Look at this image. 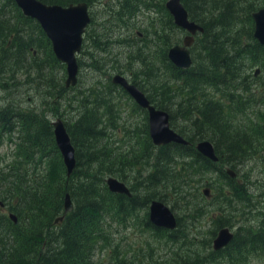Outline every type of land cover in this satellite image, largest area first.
Here are the masks:
<instances>
[{"label": "trees", "instance_id": "obj_1", "mask_svg": "<svg viewBox=\"0 0 264 264\" xmlns=\"http://www.w3.org/2000/svg\"><path fill=\"white\" fill-rule=\"evenodd\" d=\"M40 1L65 6L79 1L89 5L93 0ZM143 2L132 0L130 3H125L122 6L123 12L130 15V8H134L136 3L143 5ZM182 3L189 18L204 29L196 39L198 55H194L193 66L179 69L170 62L167 63L168 75L177 88H168V82L152 81V78L142 71L134 73L131 82L143 93L146 92V97L156 108L168 113L170 127H173L171 123L174 124L176 121V112L172 110L175 103H172L170 98L180 95L181 101L191 104L194 110L192 118L188 119L194 128L191 135L185 134L179 128H172L189 144L150 145L148 133L147 135L145 133L147 132L145 122L144 146L136 149L131 144L122 153L120 169L114 170L111 167L109 169L107 155L113 157L121 153L116 147L105 148V151L98 147L99 139L108 136L99 129L101 120L95 110L103 108L108 122L112 119L116 120L112 109L116 103L113 101L116 85L106 81L101 88L95 86L85 91L86 99L91 97V100L87 102L84 99L82 110L71 125L64 124L75 148L76 159L73 172L69 177H65L63 167L50 173L47 160L57 153L50 123L33 111H22L10 104L0 107V142L2 135L6 139L15 135L12 139L16 141L13 143L11 158L0 165V202H5L8 211L14 213L17 218L16 223H12L6 215L0 214V264H91L93 244L99 242L100 248L107 244L105 229L102 228L99 217L108 219L115 217L119 223V218L123 215L125 219H133L131 221L133 222L141 211H143L142 227L152 231L158 239L168 245V250L172 254L171 244L180 239L185 240L186 234L180 227L181 217L176 216L177 225L173 230L152 226L145 211L150 200H161L167 187L175 193L177 189L172 180L189 185L201 170L218 171L223 178H227L228 191L233 187H240L237 180L227 176L222 165L239 162L246 152L248 143L243 133H227L230 128L223 114L222 99L230 103L225 106L229 117L233 113L231 104L239 103L242 106L241 112L250 106L251 95L241 89L253 72L247 74L243 69L247 61L248 65L259 64L264 71V46L252 37L251 18V13L262 5L264 0H182ZM169 20L175 28L170 15ZM32 34L35 38H32ZM162 38L163 44L167 45L168 35L162 34ZM43 39L48 45L49 41L35 20L24 16L12 0H0V89L2 91L7 92L18 86L19 83L14 80L17 72L25 74L27 79L28 72L32 69L36 73L37 86L45 79L56 86V79L42 73L45 69L44 65L37 63L34 56L30 55L35 40L42 43L40 41ZM168 47L167 45L164 49L165 55ZM136 52H140V49L137 48ZM48 55L51 57V63L60 65L64 72L63 64L54 57L51 48L48 50ZM256 78L258 77L253 79V83L257 84ZM10 81L13 82L9 83ZM145 84L149 87H144ZM58 86L60 98L65 88L61 83ZM257 86L259 89V84ZM202 87L213 90L215 94H219L217 95L219 98L203 96L196 102L194 95ZM97 89L102 91H95ZM120 90L126 94L121 88ZM49 91V89L43 90V96L50 99ZM255 91L251 88L253 98ZM263 92L264 88L258 92V95L264 106V97L261 96ZM55 101L50 99L46 104L56 108ZM243 101L247 103L242 104ZM115 109L118 111L117 107ZM143 111L146 113L145 110ZM191 114L190 110L182 112L186 118ZM15 123L20 124L17 130ZM203 127L211 131L217 162L202 157L194 148L195 143L205 136ZM126 137L127 140L132 139L128 134ZM79 144L83 146L86 158L81 156ZM48 147L51 148L52 154ZM127 155L131 156L133 162H130ZM175 158L181 161L174 164ZM122 164L127 168H133L128 170L136 172L137 175H140L142 170L146 171L145 185L128 186L130 197L110 193L104 185L105 173L117 172V175H121L127 171ZM138 168L140 169L136 170ZM82 169H84L83 174L79 172ZM66 192L71 197L73 209L63 216L59 226H55L52 220L60 212L62 213V198ZM179 197L184 198L185 195ZM196 200L197 197L191 198L183 205L182 215L189 219L188 225H192L196 215L200 214L199 209L193 204ZM229 202L230 200L226 199V203ZM215 226L216 228L222 226V219H217ZM214 234L215 231L211 230L207 237L202 236L201 241L208 245ZM224 251L227 254H222ZM248 252L264 254V223L254 228L250 226L238 228L226 247L219 251H211L214 256L228 260L235 259L234 264H241ZM154 261L157 264H173L165 260H163L165 262Z\"/></svg>", "mask_w": 264, "mask_h": 264}, {"label": "rangeland", "instance_id": "obj_2", "mask_svg": "<svg viewBox=\"0 0 264 264\" xmlns=\"http://www.w3.org/2000/svg\"><path fill=\"white\" fill-rule=\"evenodd\" d=\"M140 1H144V4L136 3L134 8H130V15L123 12L122 6L125 3L132 2V0H93L88 5L91 20L82 34L81 48L75 55L78 66L77 81L74 86L64 87L65 90H63L60 98L58 85L61 83L64 86L65 71H62L60 65L51 63V57L48 55V50L51 48L50 45H47L44 39L40 41L42 43H38L35 40L33 52L30 55L34 56V60L37 63L44 65L45 69L42 70V73L44 72L49 77L56 79V86L49 83L48 79H45L44 82L37 86L36 73L33 69L29 70L27 79L26 75L19 71L15 74L14 79L19 83L18 86L7 92L0 89V107L10 104L17 106L22 111L39 113L48 123L60 118L65 125H71L79 116L82 110L81 107L85 103L84 99L87 96L84 94L85 91L95 86L101 88V85L106 81H110L114 74H120L131 82L134 73L142 71L145 75L152 78V81L168 82V88H177V86H174V81L166 73L169 61L164 54V49L167 45L179 43L184 32L172 26L169 20V13L166 9L163 10L166 0ZM162 34H167L169 37L167 45L163 44ZM32 38H35L34 34H32ZM137 48L140 49V52H136ZM196 49L197 44L195 43L192 48V59L194 55H198ZM129 57L132 59L130 60ZM29 60V55H27V61ZM255 68L260 69L258 78H256L259 89L257 84L253 83L255 77L252 74V70ZM243 71L247 74H252L242 85L243 88L241 89L246 90L251 95L249 108L241 112L242 106L239 103L231 104L233 113L229 117L225 106L230 103L220 98L223 102V114L227 126L230 128L227 133H243L248 143L246 152L239 162H233L231 165H222L223 170L230 168L235 172L236 176L234 179L237 180L240 187H233L229 191L226 190L227 178H223L218 171L211 169L201 170L189 185L174 181L171 178L177 190L174 193L170 187H167L164 190V194L162 190L158 189L164 195L160 201L175 216L181 217L180 227L183 233L186 234L184 241L180 239L176 243L171 244L172 254L168 250V245L158 239L152 231L142 227L141 216L143 211H141L133 222H131L133 219H125L123 215L120 216L119 223L115 217L111 219L99 217L102 228L105 229L107 244L102 248L99 247V242L93 244L90 255L91 264H157L154 260L173 262V264H234L235 259L228 260L227 258L214 256L211 253V239L213 237L208 245L201 241V238L202 236L207 237L211 230L216 232L215 221L217 219H222V226L227 227L233 234L238 228L245 226L254 228L264 223V106L258 95V92L264 88V71L259 64L248 65L247 61ZM12 82L10 81L9 83ZM144 87L149 86L145 84ZM251 88L256 90L254 98ZM45 89L50 90L48 92V94H51L50 99L56 100V108L46 104L50 102V99L43 96V90ZM95 91L101 92L102 89ZM114 92L113 101L116 103H114L112 108L116 120L112 119L108 122L103 108L95 111L101 120L98 125L99 129L108 136V138L99 139L98 147L104 151L105 148H118L121 154L113 157L106 154L109 169L111 167V169L118 170L122 162V153L131 144L136 149L144 146L145 135L143 126L147 121V116L143 110L138 109L139 107L119 87L115 86ZM217 95L219 94H215L213 90L202 87L194 95V100L198 102L203 96L218 99ZM179 96L170 98V101L175 103L172 110L176 112V121L174 124L171 123L173 126L171 128H179L185 134L191 135L194 128L188 119L192 118L194 110L189 102L181 101ZM86 100L89 102L91 97ZM117 103H119L121 108L120 112L115 109ZM241 103L246 104L247 101ZM185 110L192 112L188 118L182 115ZM19 126V123H15V130ZM202 131L205 133L203 139H207L212 143L211 131L206 127H203ZM145 133L147 135L148 131H145ZM126 134L132 136V139L127 140ZM14 136L12 135V137ZM12 137L6 139L4 135L1 136L0 165L11 158L13 143L16 142ZM149 143L151 145V142ZM82 147L81 144L78 145L81 156L85 157L86 152L83 151ZM48 150L52 154L50 147H48ZM149 150L151 151V148ZM127 156H129L130 162H133L131 156ZM180 161V159L175 158L174 164H178ZM47 162L50 166V173L63 167L58 151L55 155H51ZM125 168L127 171H124L121 175H117V172L112 174L105 173L104 178L107 175H111L123 181L127 186L132 184H136L135 187L145 185L144 177L146 176V171L140 170V175H137L136 172L128 170L133 168ZM79 172L83 174L84 169ZM204 185L210 189V199H205L201 193ZM183 195H185L184 198L179 197ZM194 197H197V200L193 201V204L199 209L200 214L196 215L195 222L192 225H188L189 219L182 215L184 212L183 205ZM226 199L230 200V202L226 203ZM145 211L147 213V208ZM7 212V204L4 202L3 205H0V214L6 215ZM222 254L227 253L224 251ZM149 256L151 259H149ZM146 259L149 260L146 261ZM241 264H264V254L248 252Z\"/></svg>", "mask_w": 264, "mask_h": 264}, {"label": "water", "instance_id": "obj_3", "mask_svg": "<svg viewBox=\"0 0 264 264\" xmlns=\"http://www.w3.org/2000/svg\"><path fill=\"white\" fill-rule=\"evenodd\" d=\"M12 1L24 16L38 23L50 43L54 57L64 65V87L74 86L78 73L75 55L81 48L82 34L90 22L87 3L79 1L62 6L55 3L47 4L40 0ZM164 7L172 17L174 25L186 33L182 38L181 47L174 46L175 44L172 45L173 47L170 46L167 49L166 58L174 67L186 69L191 64L188 47L193 41L192 35L196 32L201 33L203 27L188 18L181 0H166ZM251 18L253 23L252 37L257 43L264 46V4L251 13ZM259 73L260 69L255 68L253 76L256 77ZM110 82L120 87L140 109L146 111L148 137L152 145L162 146L169 143L178 145L188 144L179 133L169 126L168 113L165 110L156 108L134 83L128 81L120 74H114L110 78ZM50 126L54 145L59 152L64 167L65 177H69L76 165L74 147L66 127L60 118L50 121ZM194 148L197 153L209 161H218L214 147L207 139L197 141ZM224 171L228 177L235 178L236 174L230 168H225ZM104 185L110 193L125 195L126 197L131 196L127 185L116 177L107 175L104 178ZM201 193L205 199L211 198L208 186L204 185ZM1 204L3 203L1 202ZM72 209L73 202L69 193L66 192L62 198V214L54 217L52 224L59 226L63 215L71 212ZM6 216L12 223H16L17 218L14 213L8 211ZM147 219L152 226L165 230H173L177 225L176 216L158 199L149 201L147 205ZM232 238L233 233L227 227L221 226L217 228L211 239L212 250L219 251L226 247Z\"/></svg>", "mask_w": 264, "mask_h": 264}, {"label": "flooded vegetation", "instance_id": "obj_4", "mask_svg": "<svg viewBox=\"0 0 264 264\" xmlns=\"http://www.w3.org/2000/svg\"><path fill=\"white\" fill-rule=\"evenodd\" d=\"M163 10H164V6H163ZM175 26V28H178L179 30H181V32H184L181 28H179V27H177L176 25H174ZM153 34H155V32H153ZM137 35H139V33H137ZM186 35V33L184 32V35H183V37ZM197 35H198V33L195 35V42H194V44L190 47V53H191V56H192V48L194 47V45H195V43H196V39H197ZM182 37V38H183ZM162 38V37H161ZM47 39V38H46ZM163 39V38H162ZM48 40V39H47ZM181 41H182V39H181ZM181 41L179 42V43H175V44H181ZM50 44V43H49ZM174 45V44H173ZM170 46H172V45H170ZM169 46V47H170ZM146 47V46H145ZM168 47V48H169ZM167 48V49H168ZM166 73L168 74V68H167V70H166ZM259 75V74H258ZM257 75V76H258ZM262 97H264V92L262 93V95H261ZM116 107H117V109L119 110V112L121 111V108H120V106H119V103H117V105H116ZM181 135V134H180ZM128 187V186H127ZM3 205V204H2ZM62 214V213H61ZM60 214V215H61ZM65 215V214H64ZM63 215V216H64ZM63 220V219H62Z\"/></svg>", "mask_w": 264, "mask_h": 264}, {"label": "bare ground", "instance_id": "obj_5", "mask_svg": "<svg viewBox=\"0 0 264 264\" xmlns=\"http://www.w3.org/2000/svg\"><path fill=\"white\" fill-rule=\"evenodd\" d=\"M181 3H182V0H181ZM182 5H183V3H182ZM183 7H184V5H183ZM185 8V7H184ZM165 9V8H164ZM185 10H186V8H185ZM168 12V11H167ZM186 12H187V10H186ZM187 16H188V18H189V15H188V12H187ZM172 18V17H171ZM190 19V18H189ZM191 20V19H190ZM194 21V20H193ZM195 22V21H194ZM197 23V22H196ZM197 24H199V23H197ZM200 25V24H199ZM211 28V27H210ZM203 31H204V29H203ZM203 31L201 32V33H203ZM198 33V35L199 34H201L200 32H196L194 35H192V37H193V41H192V43H191V45L188 47V51H189V57H190V59H191V64L189 65V67H191L192 66V63H193V59H192V56H191V53H190V47L194 44V42H195V35ZM197 35V36H198ZM181 44H175L174 46H179V47H181L180 46ZM173 47V46H172ZM188 67V68H189ZM188 68H186V69H188ZM17 93V92H16ZM114 107V106H113ZM113 109V108H112ZM182 136V135H181ZM183 137V136H182ZM184 138V137H183ZM185 139V138H184ZM186 140V139H185ZM187 141V140H186ZM188 142V141H187ZM188 144H189V142H188ZM211 235V234H210ZM56 237V236H55Z\"/></svg>", "mask_w": 264, "mask_h": 264}]
</instances>
